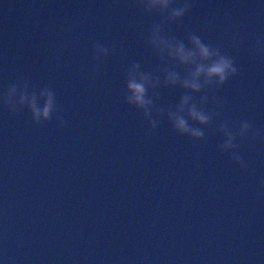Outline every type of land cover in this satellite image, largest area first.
<instances>
[{
    "label": "water",
    "instance_id": "obj_1",
    "mask_svg": "<svg viewBox=\"0 0 264 264\" xmlns=\"http://www.w3.org/2000/svg\"><path fill=\"white\" fill-rule=\"evenodd\" d=\"M225 11L242 18L248 0H195L173 31ZM72 16L87 22L65 68L48 53L53 28ZM155 19L113 0H0V93L20 76L50 84L67 121L37 126L0 105V264H264V142L240 141L245 170L217 150L212 128L195 148L166 120L148 138L147 122L122 102L123 66L155 63L137 44ZM93 40L123 55L90 87ZM240 64L217 95L233 122L264 128V65ZM161 91V103L178 101L179 90Z\"/></svg>",
    "mask_w": 264,
    "mask_h": 264
},
{
    "label": "clouds",
    "instance_id": "obj_2",
    "mask_svg": "<svg viewBox=\"0 0 264 264\" xmlns=\"http://www.w3.org/2000/svg\"><path fill=\"white\" fill-rule=\"evenodd\" d=\"M194 4L195 0H113L114 7H130L144 17H156L137 34V44L155 63L133 59L123 66L122 102L147 122L148 138L166 120L173 133L189 138L195 148L205 140V129L212 128L222 137L217 150L246 170L240 141L264 142V128L254 127L247 119L233 122L225 114L227 99L217 93L241 76V58L264 65V27L257 26L264 3L248 0V12L242 18L225 11L222 18L205 17L198 28L185 27L183 34L177 35L172 26L182 23ZM86 22V17L72 16L58 29L53 28L57 39L48 53L50 61L69 67L67 58L81 49ZM83 51L88 54L89 48ZM122 55L116 44L91 41L90 62L84 73L89 86L94 87L102 77L109 59ZM161 90H179L178 101L161 103ZM0 105L13 116L26 110L37 126L54 118L60 127L67 123L57 115L63 109L55 89L50 84L37 86L28 76H20L6 86L0 93ZM260 186L262 191L257 195L264 196V179Z\"/></svg>",
    "mask_w": 264,
    "mask_h": 264
}]
</instances>
